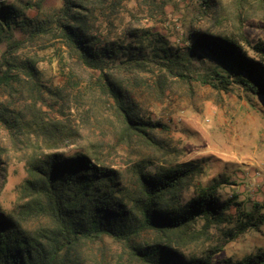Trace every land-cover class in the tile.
<instances>
[{"label":"trees","instance_id":"16d2710c","mask_svg":"<svg viewBox=\"0 0 264 264\" xmlns=\"http://www.w3.org/2000/svg\"><path fill=\"white\" fill-rule=\"evenodd\" d=\"M123 1L60 0L56 11L43 15L36 5L35 16L28 18L0 0V44L6 46L0 54V91L9 98L0 101V127L8 136V145L0 143V181L11 154L22 156L26 173L11 209L0 208V264H85L78 250L104 238L119 244L122 253L110 260L97 258L94 264H264V249L219 263L213 256L220 247L205 254L188 251L202 231L231 224L232 208L242 219L228 230L231 239L264 223V214L239 211L234 197L221 201L216 185L191 184L198 173L193 163L150 172L151 162L140 160L127 186L115 170L101 164L96 151L59 152L76 145L81 134L70 114L63 120L44 116L42 104L37 105L46 98L59 104L60 111H70L83 108L87 97L85 117L110 116L120 142L154 144L152 133L160 124L143 119L127 94L149 68L159 93L168 80L189 83L193 66L203 70L196 76L203 86L222 92L237 86L264 97V42L252 44L243 32L248 18L264 14V0H200L198 18L205 17L207 25L189 28L184 47L176 50L150 31L128 28L113 38ZM150 1L163 15L165 3ZM16 29L22 40H15ZM29 43L66 49L68 73L61 87L40 84L36 56L19 59ZM17 97L21 103L12 101ZM189 186L194 195L183 198ZM257 207L253 204L254 213Z\"/></svg>","mask_w":264,"mask_h":264},{"label":"rangeland","instance_id":"374dc122","mask_svg":"<svg viewBox=\"0 0 264 264\" xmlns=\"http://www.w3.org/2000/svg\"><path fill=\"white\" fill-rule=\"evenodd\" d=\"M156 1V5L165 3L163 15L151 7L150 0L123 1L114 21L112 37H121L128 28L150 31L158 33L168 42V46L176 50L184 47L189 28L207 25L205 17L198 18L200 0ZM5 3L22 9L28 18L35 16L36 5H39L43 15L56 11L61 5L60 0H6ZM26 3L32 7H23ZM20 32L19 29L15 30V40L23 39ZM243 32L252 44L260 40L264 42V14L248 18ZM37 46L26 44L18 54L19 59L36 56L40 84L47 89L61 87L68 73L65 67L66 49L59 44L45 49ZM5 47L4 43L0 44V54ZM189 69L192 73L189 83L178 79L168 80L162 93L155 87L151 68L142 75L141 84L137 87L130 84L127 88V94L132 96L137 106V113L145 120L160 124L152 133L154 144L150 145L140 141H133L129 145L120 142L118 126L108 115L100 117L94 113V117H85L89 105L87 97L83 108L75 106L70 111H60L59 104L48 98L38 102L37 106L42 104L44 116L49 120H63L66 114H70L73 124L80 130L81 138L77 144L59 152L71 154L76 148L81 150L83 147L96 151L101 164L115 170L124 185H132L130 172L140 160L151 162L152 165L148 167L150 172L157 167L193 163L198 167V173L191 184L201 187L216 185L217 197L221 201L234 197L235 202L240 204L239 211L255 216L264 214V97L246 93L237 86H232L228 92L203 86L196 79L203 72L201 67L195 69L191 66ZM83 86H80L81 91ZM39 92L44 93V89L39 88ZM39 94H36L38 100ZM5 99L9 98L0 91V101ZM19 99L17 97L12 101ZM0 143L8 145V136L2 127ZM3 167L0 208L9 211L26 173L19 154H11ZM194 186L184 191L183 198L194 195ZM253 204L258 205L255 213ZM231 214V224L213 225L202 231L203 235L188 247V251L205 254L210 249L220 247L221 251L213 256V260L219 263L226 259L238 261L263 250L264 223L231 239L228 230L234 228L235 221L242 219L233 208ZM202 225L201 221L197 228L202 229ZM121 251L119 244L104 238L95 244H86L78 250V254L85 264H94L97 258L110 260L111 256L119 255Z\"/></svg>","mask_w":264,"mask_h":264},{"label":"built area","instance_id":"2783aa9c","mask_svg":"<svg viewBox=\"0 0 264 264\" xmlns=\"http://www.w3.org/2000/svg\"><path fill=\"white\" fill-rule=\"evenodd\" d=\"M1 1H4L5 2L6 0H1Z\"/></svg>","mask_w":264,"mask_h":264}]
</instances>
